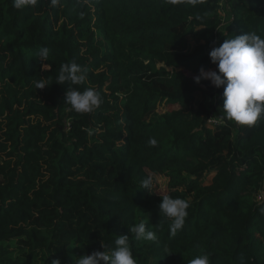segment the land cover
<instances>
[{"label": "trees", "instance_id": "16d2710c", "mask_svg": "<svg viewBox=\"0 0 264 264\" xmlns=\"http://www.w3.org/2000/svg\"><path fill=\"white\" fill-rule=\"evenodd\" d=\"M247 31L264 36V0H0V264H75L121 234L137 264H264V119L210 126L223 86L194 82L216 70L213 46ZM73 60L84 83H55ZM69 87L99 91L100 107L70 110ZM156 175L166 191L148 194ZM164 195L190 202L175 236ZM148 214L158 239L137 241Z\"/></svg>", "mask_w": 264, "mask_h": 264}, {"label": "clouds", "instance_id": "9594fccd", "mask_svg": "<svg viewBox=\"0 0 264 264\" xmlns=\"http://www.w3.org/2000/svg\"><path fill=\"white\" fill-rule=\"evenodd\" d=\"M38 0H13V7L22 9L34 7ZM177 0H173V3ZM202 0H189L195 5ZM53 6L57 0H51ZM196 19H201L197 16ZM50 50L41 47L33 58L47 61ZM209 58L216 70L199 69V75L194 77V82L199 83L201 79H207L216 88L223 86L222 107L223 115L217 117V123L224 124L225 121H234L239 125L252 126L257 121L264 119V36L258 35L254 31H247L241 35H234L230 39H225L218 47L213 46L209 52ZM46 64L42 65L45 70ZM87 78V69H82L74 60L62 63L56 77L59 85L66 82L69 85H81ZM47 78H40L35 81L36 89H43L49 86ZM102 97L99 91L88 87L83 91L74 87L66 89L65 104L70 106V110L78 114L91 113L99 108ZM150 147H156L158 141L154 137L148 139ZM153 181L151 178L142 180V188L148 194H155L151 188ZM159 214L172 221L170 234L175 236L183 229L188 216L187 209L190 207L189 200L185 198H173L164 195L158 205ZM148 218L141 220L138 224L129 229L135 240L156 241L158 239L157 230L152 226L146 228ZM115 247L108 248L101 245L103 251H93L90 255H80L76 258L75 264H137L130 245L129 235H117ZM107 249V250H106ZM210 255L202 253L189 261V264H211ZM53 264H59L53 261Z\"/></svg>", "mask_w": 264, "mask_h": 264}, {"label": "rangeland", "instance_id": "374dc122", "mask_svg": "<svg viewBox=\"0 0 264 264\" xmlns=\"http://www.w3.org/2000/svg\"><path fill=\"white\" fill-rule=\"evenodd\" d=\"M178 107L177 106H168V107H161L158 109L159 113H164V112H173V111H177ZM213 176V174H210L207 179L205 180V183L208 182L210 180V178ZM154 183H153V189L154 191H156L157 193H162L166 191V187H167V182L168 180L166 179L165 176L162 175H156L154 176Z\"/></svg>", "mask_w": 264, "mask_h": 264}, {"label": "built area", "instance_id": "2783aa9c", "mask_svg": "<svg viewBox=\"0 0 264 264\" xmlns=\"http://www.w3.org/2000/svg\"><path fill=\"white\" fill-rule=\"evenodd\" d=\"M208 123H209V124H210V126H212V127H214V126H217V125H218V123H217V119H214V118H212V119L208 120Z\"/></svg>", "mask_w": 264, "mask_h": 264}]
</instances>
